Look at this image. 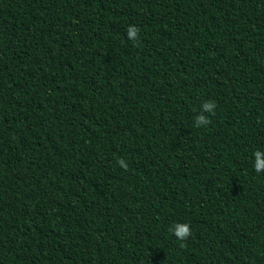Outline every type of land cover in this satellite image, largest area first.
Returning a JSON list of instances; mask_svg holds the SVG:
<instances>
[{"label":"trees","instance_id":"1","mask_svg":"<svg viewBox=\"0 0 264 264\" xmlns=\"http://www.w3.org/2000/svg\"><path fill=\"white\" fill-rule=\"evenodd\" d=\"M256 151L264 0H0V264H264Z\"/></svg>","mask_w":264,"mask_h":264},{"label":"clouds","instance_id":"2","mask_svg":"<svg viewBox=\"0 0 264 264\" xmlns=\"http://www.w3.org/2000/svg\"><path fill=\"white\" fill-rule=\"evenodd\" d=\"M139 28L135 25H129L126 29V33L130 39L135 40L139 33ZM215 102L214 101H206L202 104V113L196 117V127L206 126L207 124L211 123L210 119L203 114V112H210L213 115L215 114ZM255 163L254 169L257 173L264 171V153L260 151H256L254 153ZM119 165L127 169L128 164L125 162L124 159L118 160ZM173 235L176 236L180 240H186L191 235V228L188 224H177L173 229Z\"/></svg>","mask_w":264,"mask_h":264}]
</instances>
